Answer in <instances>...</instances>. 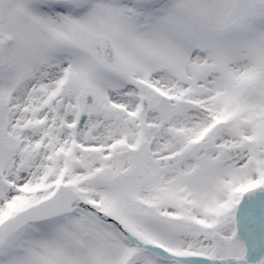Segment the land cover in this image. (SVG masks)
Here are the masks:
<instances>
[{
	"label": "snow or ice",
	"instance_id": "6c2138e0",
	"mask_svg": "<svg viewBox=\"0 0 264 264\" xmlns=\"http://www.w3.org/2000/svg\"><path fill=\"white\" fill-rule=\"evenodd\" d=\"M0 264H264V0H0Z\"/></svg>",
	"mask_w": 264,
	"mask_h": 264
}]
</instances>
